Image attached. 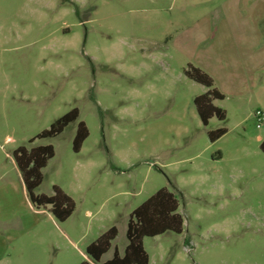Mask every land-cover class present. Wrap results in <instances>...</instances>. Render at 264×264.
Returning a JSON list of instances; mask_svg holds the SVG:
<instances>
[{
	"label": "rangeland",
	"instance_id": "rangeland-1",
	"mask_svg": "<svg viewBox=\"0 0 264 264\" xmlns=\"http://www.w3.org/2000/svg\"><path fill=\"white\" fill-rule=\"evenodd\" d=\"M259 1L0 0V264L123 255L131 214L163 188L184 227L144 238L150 264H264V73L245 76L243 96L214 101L226 118L207 126L194 99L209 89L187 75L264 66ZM75 108L61 134L38 138ZM81 121L89 137L75 152ZM46 145L55 155L34 194L69 195L65 222L32 203L14 158ZM112 227L93 262L88 246Z\"/></svg>",
	"mask_w": 264,
	"mask_h": 264
},
{
	"label": "trees",
	"instance_id": "trees-1",
	"mask_svg": "<svg viewBox=\"0 0 264 264\" xmlns=\"http://www.w3.org/2000/svg\"><path fill=\"white\" fill-rule=\"evenodd\" d=\"M187 75L197 83L207 87V93L197 96L194 99L198 115L202 123L207 126L210 119L217 117L225 120V111L215 106L214 101L223 100L225 96L214 88V80L206 72L199 68L192 67ZM80 112L73 109L58 119L50 130L41 133L38 138L49 139L61 134L72 122L78 120ZM225 129L211 131L209 137L212 142L217 141L226 134ZM89 137V130L85 122L78 124L74 138V150L79 152L83 143ZM34 140H31L33 142ZM261 150L264 153V140L261 143ZM55 155L52 145L38 146L32 149L20 147L14 151V158L26 189L33 204L38 207L52 206L54 217L65 222L75 210L74 200L67 195L60 187L54 186L55 194L52 196L35 195L34 191L43 182L42 169L45 168L50 159ZM179 202L176 195L166 188L160 189L143 204H141L130 216L127 229L128 244L123 255L115 249L113 258L103 264H150V256L144 247V238L156 237L168 231L181 234L184 227V219L178 213ZM118 231L112 227L103 233L95 242L87 248V255L99 263L102 257L111 249L112 242L116 239ZM90 264V263H83Z\"/></svg>",
	"mask_w": 264,
	"mask_h": 264
},
{
	"label": "crops",
	"instance_id": "crops-1",
	"mask_svg": "<svg viewBox=\"0 0 264 264\" xmlns=\"http://www.w3.org/2000/svg\"><path fill=\"white\" fill-rule=\"evenodd\" d=\"M263 5L264 1L260 0L257 7V17L261 16ZM219 68L223 72L224 78L218 75L216 77L211 72H207L212 76L217 90L225 96V99L230 96L239 98L245 94V91L249 88V84L245 81V76L250 74L256 80L258 76L264 73V66H219ZM250 85L253 86V84Z\"/></svg>",
	"mask_w": 264,
	"mask_h": 264
},
{
	"label": "built area",
	"instance_id": "built-area-1",
	"mask_svg": "<svg viewBox=\"0 0 264 264\" xmlns=\"http://www.w3.org/2000/svg\"><path fill=\"white\" fill-rule=\"evenodd\" d=\"M256 117L258 118L259 126L262 124L264 119V113L260 110L256 112Z\"/></svg>",
	"mask_w": 264,
	"mask_h": 264
}]
</instances>
